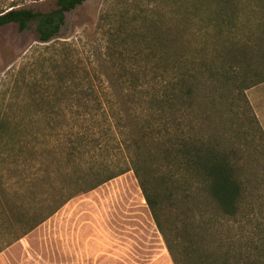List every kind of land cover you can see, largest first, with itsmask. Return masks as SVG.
I'll list each match as a JSON object with an SVG mask.
<instances>
[{"label":"trees","instance_id":"1","mask_svg":"<svg viewBox=\"0 0 264 264\" xmlns=\"http://www.w3.org/2000/svg\"><path fill=\"white\" fill-rule=\"evenodd\" d=\"M85 1L56 0L48 11L12 5L0 11V27L17 24L25 31L35 23L40 40L50 42L61 33L66 14ZM169 1L180 6V0ZM243 1L191 0L184 6L185 15L204 17L199 19L202 32L194 33L199 41L190 50L171 49L178 41L175 35L163 37L159 23L150 21L146 31L132 35L146 47L120 58L141 56V69L122 66L118 78L100 88L91 82L70 84L63 96L48 103L42 117H0V163L31 162L38 149L32 141L39 133H31L29 126L44 121L38 132L46 142L53 137L58 143L48 144L40 158L54 167L32 182L46 187L52 175L62 174L63 187L56 190L69 191L59 206L44 215L36 207L52 206L48 197L39 205L35 194L27 199V193L10 191L13 199L3 191L11 181L0 179V220L9 236L0 252L73 197L133 171L174 264H264L256 180L243 175L234 150L208 138L206 126L208 88L221 98L235 93L243 97L245 90L264 80L259 79V70L252 71L254 45H241L232 36ZM259 46H264L263 38ZM65 93L67 108L79 110L76 116L60 108ZM115 94L118 99L112 98ZM23 172H18V180L28 181L35 174ZM212 205L220 214L213 212Z\"/></svg>","mask_w":264,"mask_h":264},{"label":"rangeland","instance_id":"2","mask_svg":"<svg viewBox=\"0 0 264 264\" xmlns=\"http://www.w3.org/2000/svg\"><path fill=\"white\" fill-rule=\"evenodd\" d=\"M55 2L0 0V11L12 5L48 11L55 7ZM189 2L180 0L177 6L169 0H86L66 14L61 33L50 42L40 40L35 23L25 31H20L17 24L0 27V117H42L48 103L63 96L70 84L91 82L100 88L113 83L122 66L141 69L144 64L141 56L132 60L120 58L146 47L145 43L135 42L132 35L146 31L144 26L150 21L159 23L163 37L175 35L178 41L171 44V49L190 50L199 41L194 33L202 32L199 19L204 16L185 15L184 6ZM239 8L238 27L232 36L241 45H254L251 55L255 57L250 59L254 65L252 71L259 70L261 80L264 79V46L259 45L264 39V3L246 0ZM223 41L221 38L220 42ZM207 49L211 53L213 47L209 45ZM211 91L214 90L208 88V138H215L223 147L234 150L243 175L256 180L255 205L264 227V80L245 90L243 97L235 93L221 98L218 92L212 95ZM64 96L60 108L68 116H76L79 110L67 108L66 93ZM77 96L75 93L72 97ZM101 96L106 95L101 93ZM119 96L115 94L112 98ZM202 97L201 93L200 101ZM42 122L29 126L31 133H39L32 141L38 148L32 161L0 163V179L11 181L4 185L3 191L13 199L10 191L19 195L27 193V199H33L35 194L39 205L48 197L52 206H35L46 215L62 203L69 191L61 194L56 190L63 187L62 174L52 175L46 187L32 182L48 175L54 167L47 165V159L42 162L40 158L48 151V144L58 143L53 137L49 142L44 140L38 132ZM19 171H24V175L35 174L23 181L17 178ZM211 208L220 214L215 211V205ZM4 230L0 220V246L8 243L9 236ZM0 264L174 263L139 182L134 172L128 171L70 199L22 239L4 248L0 252Z\"/></svg>","mask_w":264,"mask_h":264}]
</instances>
